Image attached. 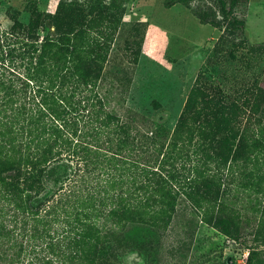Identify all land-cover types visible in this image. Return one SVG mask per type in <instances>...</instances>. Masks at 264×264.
<instances>
[{
    "label": "rangeland",
    "instance_id": "rangeland-1",
    "mask_svg": "<svg viewBox=\"0 0 264 264\" xmlns=\"http://www.w3.org/2000/svg\"><path fill=\"white\" fill-rule=\"evenodd\" d=\"M232 1L242 30L217 0H0L3 31L34 23L42 40L51 15L103 42L99 123L114 117L103 127L114 137L129 127L126 154L153 175L147 197L156 179L176 195L172 212L93 220L107 232L93 264H264V0Z\"/></svg>",
    "mask_w": 264,
    "mask_h": 264
},
{
    "label": "trees",
    "instance_id": "trees-1",
    "mask_svg": "<svg viewBox=\"0 0 264 264\" xmlns=\"http://www.w3.org/2000/svg\"><path fill=\"white\" fill-rule=\"evenodd\" d=\"M217 1L228 26L244 29L231 16L235 3ZM44 20L55 31L42 40L34 23L24 35L0 29V264H93L107 233L93 220L134 222L141 217L135 207L172 212L176 195L156 179L157 198L147 197L142 190L153 175L126 154L129 127L119 124L114 137L103 129L114 117L99 123L92 75L103 42L84 43L86 27L72 37L61 31L69 23Z\"/></svg>",
    "mask_w": 264,
    "mask_h": 264
}]
</instances>
